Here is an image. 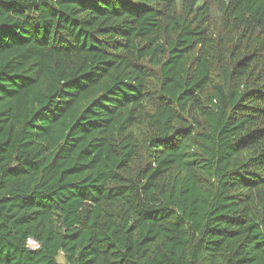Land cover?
<instances>
[{"label":"trees","instance_id":"16d2710c","mask_svg":"<svg viewBox=\"0 0 264 264\" xmlns=\"http://www.w3.org/2000/svg\"><path fill=\"white\" fill-rule=\"evenodd\" d=\"M60 254L264 264V0H0V264Z\"/></svg>","mask_w":264,"mask_h":264},{"label":"built area","instance_id":"2783aa9c","mask_svg":"<svg viewBox=\"0 0 264 264\" xmlns=\"http://www.w3.org/2000/svg\"><path fill=\"white\" fill-rule=\"evenodd\" d=\"M26 245L31 250H36L39 248V245L32 240H27Z\"/></svg>","mask_w":264,"mask_h":264},{"label":"rangeland","instance_id":"374dc122","mask_svg":"<svg viewBox=\"0 0 264 264\" xmlns=\"http://www.w3.org/2000/svg\"><path fill=\"white\" fill-rule=\"evenodd\" d=\"M57 262L60 264H64L63 256L61 254L58 256Z\"/></svg>","mask_w":264,"mask_h":264}]
</instances>
